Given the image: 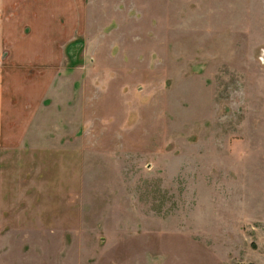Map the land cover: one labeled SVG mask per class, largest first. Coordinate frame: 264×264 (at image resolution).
I'll use <instances>...</instances> for the list:
<instances>
[{"label":"rangeland","instance_id":"1","mask_svg":"<svg viewBox=\"0 0 264 264\" xmlns=\"http://www.w3.org/2000/svg\"><path fill=\"white\" fill-rule=\"evenodd\" d=\"M120 1L0 146V264H264V0Z\"/></svg>","mask_w":264,"mask_h":264},{"label":"crops","instance_id":"2","mask_svg":"<svg viewBox=\"0 0 264 264\" xmlns=\"http://www.w3.org/2000/svg\"><path fill=\"white\" fill-rule=\"evenodd\" d=\"M121 7L120 0H0V146L24 142L56 81L74 73L70 48L84 46L104 11Z\"/></svg>","mask_w":264,"mask_h":264}]
</instances>
